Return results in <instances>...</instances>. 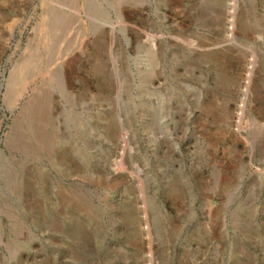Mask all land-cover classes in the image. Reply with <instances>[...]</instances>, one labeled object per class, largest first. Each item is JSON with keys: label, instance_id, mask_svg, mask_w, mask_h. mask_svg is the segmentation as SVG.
I'll return each mask as SVG.
<instances>
[{"label": "rangeland", "instance_id": "rangeland-1", "mask_svg": "<svg viewBox=\"0 0 264 264\" xmlns=\"http://www.w3.org/2000/svg\"><path fill=\"white\" fill-rule=\"evenodd\" d=\"M0 264H264V0H0Z\"/></svg>", "mask_w": 264, "mask_h": 264}, {"label": "bare ground", "instance_id": "bare-ground-1", "mask_svg": "<svg viewBox=\"0 0 264 264\" xmlns=\"http://www.w3.org/2000/svg\"><path fill=\"white\" fill-rule=\"evenodd\" d=\"M249 82V81H248ZM246 88V87H245ZM15 226V225H14Z\"/></svg>", "mask_w": 264, "mask_h": 264}]
</instances>
